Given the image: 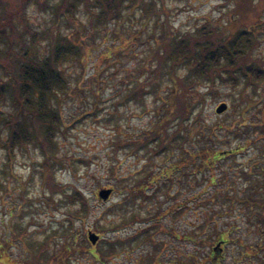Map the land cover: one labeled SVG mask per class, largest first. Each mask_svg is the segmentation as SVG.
Segmentation results:
<instances>
[{
  "label": "trees",
  "instance_id": "1",
  "mask_svg": "<svg viewBox=\"0 0 264 264\" xmlns=\"http://www.w3.org/2000/svg\"><path fill=\"white\" fill-rule=\"evenodd\" d=\"M233 1L234 8L224 17L225 22L229 24L230 21H243L245 12L233 20L227 16L234 14L242 5L250 3V0ZM32 4L50 11L51 18L45 31L32 27L26 14V8ZM79 7L84 8L87 13L88 26L77 21L76 13ZM168 10L164 0H56L52 3H47V0H0V149L8 160L14 158V147H32L42 158V173L50 174L56 164H59L57 136L65 129L60 103L63 98L69 97L71 88L65 64L75 61L82 66L90 48L87 42L92 41L93 33L104 30V37L111 32L113 37L122 38L121 31L126 21L135 20L138 27L127 35L125 46L133 38L146 35L143 41L148 43V53H145L137 67L140 74L145 73V77L133 78V84L120 97V103L127 100L141 101L145 96L152 94L157 99L153 107L156 123L151 128L142 130L139 136L120 143L131 149H141L145 146L149 153L154 155L166 151L173 154V151L178 149L181 151V158L177 161L176 168L162 167L157 174L151 169L144 170L139 179H133L134 183L129 186L125 177V183L121 187L125 188L127 193L111 204V209L118 216L117 220L110 223L113 226L112 231L116 233L125 225H133L138 219L140 222H152L153 214L140 216L137 212H131L125 216L124 206H127L130 200L145 201L152 198L161 188L160 183H168V187L163 191L167 193L171 182H174L170 175L172 170L177 178H186L190 171L193 179L197 178L198 174L205 175L204 170H208L209 175L204 177L207 182L213 184L217 176L214 169L221 158L234 156L239 153L237 150L240 148L251 145L256 152L249 158L247 169L241 170L240 174L244 181H248L245 187L247 190L250 188V195L253 194V197L249 199V195L238 196L234 192L217 189L218 193L214 196L213 191L209 198L216 197L217 202L222 201L229 211L232 207L250 209L255 205L248 213L247 219L258 230L261 247L245 246V249L247 247V252L253 256H259L260 251L264 255V197L257 195L258 191L264 190V56L257 54L264 25L259 24V19H250L251 22L239 30L230 25L228 34L225 35L218 30L221 28L225 31L223 24L220 25V16L214 22L207 20L199 27L179 35L168 27ZM257 11L256 8L253 9L255 14H258ZM109 24H113L111 30L106 28ZM62 29L71 30L63 34ZM83 34L86 40L81 36ZM224 74L225 81L242 87L239 98H234L231 103L232 107L239 106V109L231 120L212 127L201 121L203 111L200 106L204 103L205 93L198 91L197 84L199 81H205L212 86L216 77L221 78ZM163 77L168 82L167 88L159 91ZM77 89L78 86L76 91ZM250 110L258 111L254 120L250 117ZM220 136L226 139L233 136L243 144L233 147L228 145V148L222 151L213 150L211 143ZM192 141L197 145L193 146ZM187 143H192L189 150L185 148ZM70 160L73 161L72 158ZM185 163H189L190 170L185 169ZM167 175L169 177L166 179ZM64 196L69 203H75V209H72L71 213L75 217L85 219L88 210L84 195L77 192L79 198L75 195L77 198L74 201L69 195ZM191 196L192 201L191 198L186 201L188 204L184 203V208L189 209L191 205L192 209L194 206L192 204L198 196ZM181 211L179 208L176 210L177 213ZM205 225L203 221L197 223L194 226L196 229L192 230V236L189 234L190 237H187L184 234L182 240L189 239L193 244H204L208 247L219 240L223 244L226 242L222 235L217 237L215 242L210 237L199 236L198 233L202 234ZM68 226L52 229L53 233L49 238L35 243L27 241L22 234L19 235L18 233H22L21 227L13 224L12 239L20 243L23 240L24 245L26 244L22 263L74 264L71 255L78 248L86 246L87 239L80 238L79 233H74ZM147 226L153 227L155 232V222ZM215 230L219 232L218 229ZM148 231L147 227H140L129 235L102 238L98 245V254L93 253L92 256L104 263L107 257L110 258L123 248L124 241L135 242L134 246L151 241L156 252L159 243L153 240L154 232ZM62 236L63 246L60 245L50 252L47 247L50 238H56L54 245H57V240ZM173 237L178 238L174 233ZM156 240L162 245L161 239ZM103 245L107 247L104 248ZM217 249L219 248L211 250L206 256L211 264L217 262ZM150 258L147 264L155 260L153 256ZM204 260L197 249H193L187 261L178 257L164 262L157 261L158 264H204ZM261 261L264 264V260Z\"/></svg>",
  "mask_w": 264,
  "mask_h": 264
},
{
  "label": "rangeland",
  "instance_id": "2",
  "mask_svg": "<svg viewBox=\"0 0 264 264\" xmlns=\"http://www.w3.org/2000/svg\"><path fill=\"white\" fill-rule=\"evenodd\" d=\"M54 1L56 0H47V3ZM164 1L169 8L166 17L168 27L179 35L199 27L207 20L214 22L220 16V25L223 24L225 31L221 28L218 30L225 35L228 34L230 25H234L233 29L239 30L244 28L250 19L251 21L259 19V24L264 25V0H250L251 4H244L234 14H229L227 18L233 20L239 18L243 12L246 13L245 20H239V23L230 21L231 24L225 22L224 17L234 8L233 0ZM255 8L258 14L253 12ZM238 11L240 13H237ZM26 14L33 28L39 31L46 30L48 20L51 18L47 8L41 9L32 4L26 8ZM76 17L77 21L88 26L84 8L79 7ZM130 21H126L121 31L122 38L113 37L111 32L104 37L102 36L104 30L93 33L92 41L87 42L90 48L82 66L75 61L65 64L71 88L69 97L63 98L60 103L65 129L57 136L59 142L57 157L60 161L50 174L42 173V158L32 147L25 145H21V148L14 147V158L8 160L4 151L0 149V264H23L26 244L24 245L23 240L20 243L12 239L13 224L21 227L22 233H18L19 235L22 234L27 241L35 243L49 238L53 233L52 229L68 224L74 233H79L80 238H86L87 230L93 231L99 239L93 245L87 241L86 246L78 248L71 255L74 264H147L152 256L155 260L151 264H158L157 260L164 262L175 257L187 261L193 249H197L199 255L205 258L204 264H211L206 256L213 250L214 244L208 247L204 244H193L189 239L182 240L184 234L187 237H190L189 234L192 236V230L196 229L194 226L202 221L206 225L202 234L198 233L199 236L210 237L215 242L216 238L222 235L226 240L215 255L217 262L214 264H262L263 252L260 251L259 256H253L246 250L248 246L261 247L259 232L247 219L248 213L255 205L250 209L243 207L239 209L237 205L238 209L232 207L229 211L222 201L217 202L216 197L209 198L213 191L214 196L218 193L217 189L234 192L238 196L249 195L250 197L247 196L249 199L253 197V194L250 195V188L247 190L245 187L248 181H244L240 174L241 170L247 169L250 164L249 158L256 152L251 145L240 148L241 151L237 150L239 153L234 156L221 158L214 169L217 176L213 184L207 182L204 177L209 175L208 170H204L205 175L198 174L195 179L190 176V171L186 178L181 176V179L177 178V175L174 176L172 170L170 175L174 182H171L167 193L163 191L168 187V183L165 182L164 185L160 183L161 188L152 198L145 201L130 200L126 202L128 205L124 206L125 216L131 212H137L140 216L153 214L152 222H140L138 219V223L125 225L116 233L112 231L113 226L110 223L117 220L118 216L111 209V204L127 193L125 188L121 187L125 183V177L129 186L135 179H139L144 170L151 169L157 174L162 167L176 168L177 161L181 158V151L178 149L174 150L173 154L166 151L154 155L149 153L145 146L141 149H131L120 143L139 136L142 130L151 128L156 123L153 107L157 99L152 94L145 96L141 101L127 100L120 103V97L131 87L133 78L145 77V73L140 74L137 67L145 53H148V43L143 41L146 35L133 38L125 46L127 35L138 27L135 20ZM112 27L113 24H109L106 28L111 30ZM68 29H62V33H69L71 29ZM262 32L260 47L257 50L259 56H264V29ZM81 36L84 38L85 35ZM224 76L225 74L219 77L220 79L216 77L212 86L205 81H199L197 84L198 91L205 93L204 103L200 106L203 111L201 121L212 127L231 120L239 109V106L232 107L231 103L234 98H239L242 87L225 81ZM162 80L159 91L167 88L168 82L164 77ZM247 92L250 93L249 90ZM220 102L225 103L226 108L220 114H216L214 108ZM257 112L249 111L253 120ZM221 134L222 132L219 133ZM2 138L4 139V135ZM218 141L220 143H217ZM192 143L193 146L197 145L196 142ZM192 143H187L185 148L189 150ZM236 144L243 142L233 136L230 139L220 136L211 143V148L222 151L228 148V145L233 147ZM184 167L191 169L189 163H185ZM168 177L169 175L166 179ZM101 188H110L112 191L106 201L97 196V191ZM77 192L82 193L87 202L88 211L85 219L75 217L71 213V210L75 209V203H69L64 196L69 195L74 201L78 197ZM191 194L198 196L194 199L195 203L192 204L194 206L191 209L189 202V209L184 208L186 201L190 198L192 201ZM257 195L263 198L264 190L258 191ZM177 208L182 211L177 213ZM154 222L155 232L153 227L147 226L153 225ZM141 226L147 227L149 233L154 232L153 240L159 243L156 252L151 241L138 246H134L135 242L124 241L123 248L110 258L107 257L104 263L92 256L93 253L98 254L100 239L129 235ZM173 233L178 238H174ZM156 239H161L162 245ZM55 240L56 238H50L48 242L50 252L60 245L63 246L61 244L63 236L57 240V245H54Z\"/></svg>",
  "mask_w": 264,
  "mask_h": 264
},
{
  "label": "water",
  "instance_id": "3",
  "mask_svg": "<svg viewBox=\"0 0 264 264\" xmlns=\"http://www.w3.org/2000/svg\"><path fill=\"white\" fill-rule=\"evenodd\" d=\"M225 108H226V104L223 103V102H221V103H219V104L216 106V108H215V112H216V113H221V112H223V111L225 110ZM110 192H111V189H110V188H101V189L98 190L97 195H98V197H99L100 199H102V200H106L107 197L109 196ZM87 238H88V240H89L92 244H94L95 241L97 240L98 236H97L95 233L89 231V232L87 233ZM215 249H216V247H214V250H215Z\"/></svg>",
  "mask_w": 264,
  "mask_h": 264
}]
</instances>
